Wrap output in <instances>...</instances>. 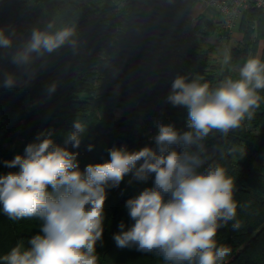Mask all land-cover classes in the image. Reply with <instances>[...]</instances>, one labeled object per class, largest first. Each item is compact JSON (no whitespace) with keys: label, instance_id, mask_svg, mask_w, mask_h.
<instances>
[{"label":"trees","instance_id":"obj_1","mask_svg":"<svg viewBox=\"0 0 264 264\" xmlns=\"http://www.w3.org/2000/svg\"><path fill=\"white\" fill-rule=\"evenodd\" d=\"M199 0H0V28H14L11 50H0V83L13 75L16 86H0V159L23 153L37 133L54 130L56 143L63 144L73 121L86 132L79 149L81 168L109 158L112 146L130 150L154 146L159 123L182 122L186 130L187 111L166 103L170 85L177 75L189 80L202 78L211 88L225 77L239 78V68L249 57L264 61V15L256 7L245 11L241 28L243 42L230 50L231 62H213L219 40L204 46L201 40L212 34L229 38L205 13L191 28L190 12ZM74 27L75 51L66 44L26 68L11 63L10 52L27 40L33 28ZM204 40V41H205ZM56 83L50 97L47 87ZM260 106L246 116L238 128L226 135L213 130L205 138L207 164L222 165L234 181L237 203L235 221L217 231V246L230 249L219 264H264V89ZM145 124V127H142ZM89 144L94 150H86ZM203 169H201L202 171ZM9 171L0 164V174ZM130 177L118 188L108 190L105 203V231L98 243L100 264H163L156 253L142 254L120 249L112 236L127 215L125 201L137 195L147 183ZM238 221L240 227L233 230ZM37 218L19 221L0 211V254L18 241L39 232Z\"/></svg>","mask_w":264,"mask_h":264},{"label":"clouds","instance_id":"obj_2","mask_svg":"<svg viewBox=\"0 0 264 264\" xmlns=\"http://www.w3.org/2000/svg\"><path fill=\"white\" fill-rule=\"evenodd\" d=\"M15 36L14 28H0V50L13 49ZM74 36V27L54 29L51 22L33 28L10 52L11 63L26 68L66 44L75 51ZM230 62L226 49L222 64ZM201 79H173L166 103L186 109V130L159 123L154 146L130 150L114 145L108 159L81 168L79 151L71 149L80 148L86 126L75 120L63 144L55 142L50 129L37 133L22 154L0 159L9 169L0 174V211L11 220L42 222L27 244L18 241L0 254V264H100L97 245L103 244L108 190L125 177L129 184L152 183L125 201L131 223L120 221L112 236L117 248L156 253L163 264H219L228 256L230 249L218 247L216 235L235 221L234 181L222 165L205 166L204 141L213 130L226 135L251 118L264 89V61L249 57L238 79L225 77L215 88ZM0 86L15 87L14 76H5ZM56 87L55 82L47 87L49 97ZM86 150L93 151L94 145ZM239 227L238 221L232 224L233 230Z\"/></svg>","mask_w":264,"mask_h":264},{"label":"built area","instance_id":"obj_3","mask_svg":"<svg viewBox=\"0 0 264 264\" xmlns=\"http://www.w3.org/2000/svg\"><path fill=\"white\" fill-rule=\"evenodd\" d=\"M205 7L216 9L221 16V28L231 32L237 22L251 7L260 9L264 15V0H199Z\"/></svg>","mask_w":264,"mask_h":264},{"label":"crops","instance_id":"obj_4","mask_svg":"<svg viewBox=\"0 0 264 264\" xmlns=\"http://www.w3.org/2000/svg\"><path fill=\"white\" fill-rule=\"evenodd\" d=\"M210 8V7H208ZM207 7H205L203 4H201L200 2L194 7L192 8L191 12H190V24H191V28L194 26L195 22H196V18L199 14L205 13L207 14ZM214 9V8H213ZM215 13H214V17H210L211 19L214 20V22L221 24V16L219 14V12L214 9ZM244 13L242 14L241 18L239 19V21L237 22L236 26L234 27V29L230 32V36L229 38H226L228 42H230V47L226 48L227 50H231L232 47H235L239 44H241L243 42L244 39V32L241 28V24H242V17H243Z\"/></svg>","mask_w":264,"mask_h":264},{"label":"rangeland","instance_id":"obj_5","mask_svg":"<svg viewBox=\"0 0 264 264\" xmlns=\"http://www.w3.org/2000/svg\"><path fill=\"white\" fill-rule=\"evenodd\" d=\"M215 10L213 8H208L207 9V14L208 16L210 17H214V12ZM205 39L201 40V43L204 45V46H208L210 44H215L216 42H219L224 44V46H222V49H218V48H215L214 49V52H213V55H212V60L213 62H218L220 59L222 60V55H223V52L224 50H226V48L230 47V42L227 41L226 37H223V36H220L218 35V33L216 34H212L208 39ZM178 129H180L182 127V122H179L177 125H175ZM142 127H145V124H142Z\"/></svg>","mask_w":264,"mask_h":264}]
</instances>
